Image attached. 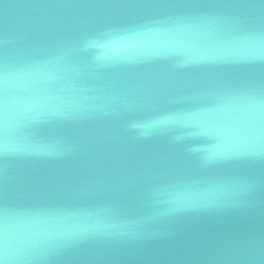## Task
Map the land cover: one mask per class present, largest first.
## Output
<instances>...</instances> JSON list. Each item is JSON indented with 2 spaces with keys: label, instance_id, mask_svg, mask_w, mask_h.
I'll return each mask as SVG.
<instances>
[{
  "label": "water",
  "instance_id": "water-1",
  "mask_svg": "<svg viewBox=\"0 0 264 264\" xmlns=\"http://www.w3.org/2000/svg\"><path fill=\"white\" fill-rule=\"evenodd\" d=\"M0 264H264V0H0Z\"/></svg>",
  "mask_w": 264,
  "mask_h": 264
}]
</instances>
